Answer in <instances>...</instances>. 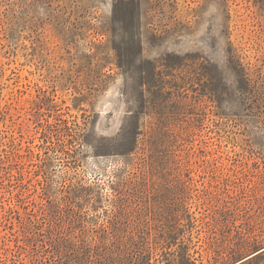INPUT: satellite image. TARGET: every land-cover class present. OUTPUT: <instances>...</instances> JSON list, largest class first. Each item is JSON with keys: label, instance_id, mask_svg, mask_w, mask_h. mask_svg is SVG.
Masks as SVG:
<instances>
[{"label": "rangeland", "instance_id": "obj_1", "mask_svg": "<svg viewBox=\"0 0 264 264\" xmlns=\"http://www.w3.org/2000/svg\"><path fill=\"white\" fill-rule=\"evenodd\" d=\"M0 264H264V0H0Z\"/></svg>", "mask_w": 264, "mask_h": 264}]
</instances>
